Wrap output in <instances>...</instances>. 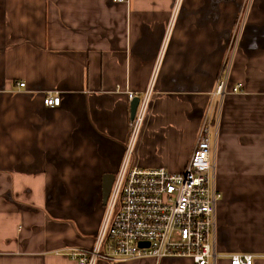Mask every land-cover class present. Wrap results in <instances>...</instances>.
<instances>
[{
  "label": "crops",
  "instance_id": "obj_1",
  "mask_svg": "<svg viewBox=\"0 0 264 264\" xmlns=\"http://www.w3.org/2000/svg\"><path fill=\"white\" fill-rule=\"evenodd\" d=\"M0 0V264H76L128 137V92L153 101L133 164L180 173L220 68L211 130L216 264H264V0ZM24 84L23 88L18 85ZM59 94L56 107L43 105ZM96 264H191L150 258Z\"/></svg>",
  "mask_w": 264,
  "mask_h": 264
},
{
  "label": "built area",
  "instance_id": "obj_2",
  "mask_svg": "<svg viewBox=\"0 0 264 264\" xmlns=\"http://www.w3.org/2000/svg\"><path fill=\"white\" fill-rule=\"evenodd\" d=\"M114 1L127 3L128 0ZM179 5L177 0L175 8ZM221 67L192 153L180 173H170L164 168L142 169L132 162L150 113L155 73L143 93H127L129 102L138 98V105L128 124L127 142L103 219L93 247L71 250L72 261L96 264L98 260L118 263L150 258L159 262L178 258L190 260L191 264H216V209L221 195L214 185L210 135L212 128L217 131L225 96L239 90L229 89V69L226 63ZM18 86L23 88L24 84ZM59 104V94H44L43 105ZM230 264H253V257L233 255Z\"/></svg>",
  "mask_w": 264,
  "mask_h": 264
},
{
  "label": "water",
  "instance_id": "obj_3",
  "mask_svg": "<svg viewBox=\"0 0 264 264\" xmlns=\"http://www.w3.org/2000/svg\"><path fill=\"white\" fill-rule=\"evenodd\" d=\"M137 105H138V98L134 97L129 102V118H130V120H132L133 117H134ZM113 180H114V176L113 175H104L102 177V184H101V202H102V206H105V204L107 202V198L109 196ZM141 246L142 247H146L145 244H142Z\"/></svg>",
  "mask_w": 264,
  "mask_h": 264
},
{
  "label": "rangeland",
  "instance_id": "obj_4",
  "mask_svg": "<svg viewBox=\"0 0 264 264\" xmlns=\"http://www.w3.org/2000/svg\"><path fill=\"white\" fill-rule=\"evenodd\" d=\"M178 10H179V7H178V9L174 7V15H175V13H176ZM221 68H222V67H221ZM220 200H221V199H220ZM220 200H219V201H220Z\"/></svg>",
  "mask_w": 264,
  "mask_h": 264
},
{
  "label": "trees",
  "instance_id": "obj_5",
  "mask_svg": "<svg viewBox=\"0 0 264 264\" xmlns=\"http://www.w3.org/2000/svg\"><path fill=\"white\" fill-rule=\"evenodd\" d=\"M233 88V87H232ZM236 88V87H235ZM221 199V198H220ZM219 203V202H218ZM105 208V206H103Z\"/></svg>",
  "mask_w": 264,
  "mask_h": 264
}]
</instances>
